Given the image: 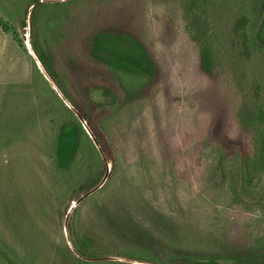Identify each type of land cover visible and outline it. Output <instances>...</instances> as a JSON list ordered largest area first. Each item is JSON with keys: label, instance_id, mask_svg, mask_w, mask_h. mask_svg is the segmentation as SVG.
<instances>
[{"label": "rangeland", "instance_id": "374dc122", "mask_svg": "<svg viewBox=\"0 0 264 264\" xmlns=\"http://www.w3.org/2000/svg\"><path fill=\"white\" fill-rule=\"evenodd\" d=\"M72 14L141 39L155 72L127 93L84 66L60 89L32 43ZM0 19L25 44L0 27V264H264V0H0ZM65 108L103 155L88 134L63 177Z\"/></svg>", "mask_w": 264, "mask_h": 264}, {"label": "trees", "instance_id": "16d2710c", "mask_svg": "<svg viewBox=\"0 0 264 264\" xmlns=\"http://www.w3.org/2000/svg\"><path fill=\"white\" fill-rule=\"evenodd\" d=\"M51 14L47 16L48 26H51L52 23ZM68 15L70 16V13ZM69 16L67 17L70 18ZM76 16L74 18L72 14L73 19L69 21L70 23L74 20V23L69 24L65 23V20L63 21L66 24L64 28L68 26L71 31L65 33L62 30V32H58L60 35L54 37L52 34H46L42 43L38 45L32 43L39 61L58 87L57 77L67 83L65 78H71L70 71L87 66L117 76L122 87L127 90V93H130L135 92L136 86L141 82L139 80L141 77L149 76L155 72V67L141 39L128 37L124 31H121L124 34H119L111 33L115 31L112 29L100 30L98 27L101 24L99 23H96V27L93 28L85 27V24L76 21L78 19ZM240 21L241 23L245 22L244 17ZM0 27L3 31L11 33L19 46L25 48L23 40L20 39L13 25L0 19ZM137 50L141 51L138 55ZM58 56L64 59L59 61ZM208 57L209 53L204 51L202 67L206 72L211 73L210 64L206 61ZM57 122L58 130L54 133L49 146V156L53 169L59 176H71L77 164V155L83 152L88 134L69 109L63 110L62 116H59ZM7 258L10 264H22L15 256L13 259L8 256ZM197 264L211 263L200 262Z\"/></svg>", "mask_w": 264, "mask_h": 264}, {"label": "water", "instance_id": "95a60500", "mask_svg": "<svg viewBox=\"0 0 264 264\" xmlns=\"http://www.w3.org/2000/svg\"><path fill=\"white\" fill-rule=\"evenodd\" d=\"M38 62H39V65H40L39 68H40L41 72L45 73V69H44L43 65H41V63H40L39 60H38ZM46 77H47V79L50 80L48 74H46ZM50 81H51V80H50ZM58 93L60 94L59 91H58ZM61 97L63 98V96H61ZM63 99H64V98H63ZM72 109H73V108H72ZM74 112L77 114L78 118H79L80 121L83 123L84 120H83L82 116H81L80 114H78L75 110H74ZM85 129L87 130L86 127H85ZM88 134H90L89 131H88ZM90 136H91V138L93 139V141H94V143H95L97 149H98L99 152L102 154V152H101V150H100V148H99V146H98V143H97L96 139H95L91 134H90ZM102 155H103V154H102ZM108 173H109V169H108V166H107V174H106V176H105V178H104V180H103V183H102L101 185H99L98 187H96L95 189H93L92 191H90V192L86 193L85 195H83V196H82V197H81V198L75 203V206L78 205V204H80V203H81L84 199H86L88 196H90L91 194H93L94 192H96L98 189H100V187L106 182V180H107V178H108ZM73 208H74V207H72L71 210H73ZM69 216H70V213H69V214L67 215V217H66V223H65L66 231L68 230ZM104 259H106V260H113V258H100V259H91V261L104 260Z\"/></svg>", "mask_w": 264, "mask_h": 264}]
</instances>
